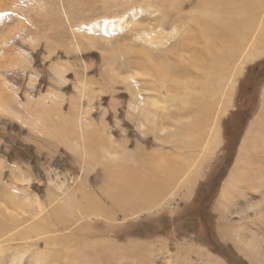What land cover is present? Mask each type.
<instances>
[{"label":"rangeland","instance_id":"rangeland-1","mask_svg":"<svg viewBox=\"0 0 264 264\" xmlns=\"http://www.w3.org/2000/svg\"><path fill=\"white\" fill-rule=\"evenodd\" d=\"M80 1L0 0V225L18 218L0 229V264H85L94 248L104 261L98 244L113 264H264V0L245 37L244 25L211 35L195 62L177 51L191 72L160 80L130 65L178 35L149 17L159 0L105 14ZM180 1L185 14L202 0ZM225 1L240 23V0ZM220 54L212 90L203 83ZM125 162L172 184L151 206L106 217L93 205L116 198L102 172Z\"/></svg>","mask_w":264,"mask_h":264},{"label":"bare ground","instance_id":"bare-ground-1","mask_svg":"<svg viewBox=\"0 0 264 264\" xmlns=\"http://www.w3.org/2000/svg\"><path fill=\"white\" fill-rule=\"evenodd\" d=\"M217 1L218 0L199 1V3H196L189 12L184 14L180 11L183 9V8L181 9V7L184 5L182 4V1L180 0H159V4L162 6L160 8L161 16H159L158 14L155 17L153 16H149V17H152V20L154 23L159 22L158 29H160V27H163V22L161 21H164L166 19V22L168 21L172 23L171 26L176 30V32H178V35L174 40L171 41V43L167 47V52H165V50L163 49H162L163 51L152 52V54L145 52L143 55V58H140L141 61L139 59H138V62L132 61L130 62V65L137 67L139 65L145 64L146 66L147 64H150L152 68L150 69L152 70L150 71V73H153L156 77H159L158 80H160L163 76H166L169 79H171L172 77H179V76L182 77L186 74H189L191 71L190 69L184 68L182 65H179V62L184 58L185 54L179 58L177 51H180L181 53L189 52L190 54L188 56H185V58L189 61L195 62L197 59V54L201 55V54H205V52H209V53L211 52L212 45L214 43V40L210 38L211 35H213L214 37L218 35H225V34L236 36L238 35V32L241 33L240 31H241L242 25H244V28L246 31V32L244 31L245 32L244 37H245L246 36L245 34H247L248 32L252 30V25H254L253 24L254 19L256 18V16L259 15L260 0H254V3H253V0H240L239 1V4H240L239 10H240V13L242 12L241 18H243L240 23H239V20L237 22L234 17L230 16L229 14L230 10L228 8L220 9V7L222 6L230 7L227 1L225 0H221L218 2ZM148 2L151 5L152 1L148 0ZM97 3L100 7L105 8L104 13L102 14H105L107 12L106 9H108V7L113 9L115 6L119 5L118 8H123L124 5L131 4L129 0H119L116 3H114V0H81L79 2V6L81 8H85V7H88L89 5L95 6ZM89 15L96 16V12L92 11V13H90ZM99 16L101 15L96 16L95 19ZM224 23H228V25ZM199 31H201V33L203 34L202 37L198 35ZM226 40L228 41L229 38L226 37ZM234 41H235L234 39L231 40L229 42L230 45L233 44ZM196 43L201 45L200 48L203 51L196 47ZM223 43L224 41L221 39V43H219L221 47L224 46ZM216 58L218 59H213V60L210 59L208 61V67H207L208 76L206 78L205 83H203V84H207L212 90L215 89L216 85L218 84V81H220L221 79L219 77V73H222L224 75L225 70H224L222 63L225 60H227V56L225 54L224 55L220 54ZM216 79L218 81H216ZM156 82L158 81L156 80L154 85L156 84ZM150 85H152V83H149V86ZM161 110H164V109H161ZM198 112H199V118L204 117L206 120V124H207V122L210 121V116L212 113L211 103L207 104L205 108L204 106H201L198 109ZM192 127H194V124L192 125ZM187 144H186V149H190L195 144H198V141L196 142L190 141ZM136 155L137 154H135V156ZM135 159L139 160V158H135ZM121 168L119 169V172L115 171V173H113L110 176L107 174V172L110 173V171L107 170L108 168L106 169L104 168L102 172L105 179L109 180L108 178H111V182L109 183V186L107 187H109L113 191L114 193L113 197L116 196V198L115 200L110 201V204L108 206H105V204H102V203H100L102 205L99 204V207H97L94 203L93 205L96 208H98L99 211L101 210V212H103L104 216L106 217L107 216L109 217V213L112 216V214H114L117 211L125 214V212L127 211L130 212V210L133 208L140 209V208H145V206L147 207L148 205L151 206L154 202L156 203L158 200H160L163 197L164 191L168 190V188L172 184V181L169 182V180L164 181L163 179H159V177L156 176L157 174L155 173L150 174L147 172H142L143 174L141 176L140 168L131 167L126 162L125 164L121 166ZM117 170H118V167H117ZM123 170L128 172L129 174L128 179L116 178V177L112 178L116 174L119 176H122ZM170 172L171 174H175L177 170L174 168H171ZM161 173H163V171ZM153 183H154V186H152ZM0 186L2 187L3 184L0 183ZM4 187H5V184H4ZM117 198H118V201H117ZM87 213L89 214V212ZM17 219H18L17 217L14 219L10 217V221L13 224H7V225L5 224L3 228L0 225V229H4L8 231L14 228L15 226L18 225L16 223L18 221ZM95 232L96 231H94V233ZM98 234L100 235L99 232ZM96 244H98V242ZM96 249L97 251H100L102 254L107 255L108 257H105L104 261L101 260L100 258H95L96 250L94 248L92 250L91 256L89 255L86 256L88 261L85 264H101V263L113 264V262L116 259V256L114 257V255L110 253L111 250L107 247V245L98 244L96 246ZM80 256L82 257L80 259H84L83 254L80 253Z\"/></svg>","mask_w":264,"mask_h":264},{"label":"trees","instance_id":"trees-1","mask_svg":"<svg viewBox=\"0 0 264 264\" xmlns=\"http://www.w3.org/2000/svg\"><path fill=\"white\" fill-rule=\"evenodd\" d=\"M261 63H262V62H261ZM261 63H260V64H261ZM263 64H264V62L262 63V65H263ZM260 74H261V73H260ZM257 77L259 78L260 75H258ZM244 116H245V115H243V121H244ZM243 124H244V123H243ZM243 124H240V126L243 127V126H244Z\"/></svg>","mask_w":264,"mask_h":264}]
</instances>
